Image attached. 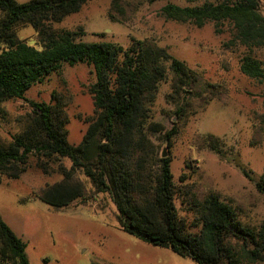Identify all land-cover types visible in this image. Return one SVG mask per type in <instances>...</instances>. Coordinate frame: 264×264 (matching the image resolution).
<instances>
[{"label":"trees","instance_id":"obj_1","mask_svg":"<svg viewBox=\"0 0 264 264\" xmlns=\"http://www.w3.org/2000/svg\"><path fill=\"white\" fill-rule=\"evenodd\" d=\"M87 1L0 0V113L3 102L24 99L32 86L59 72L64 64H86L95 75L93 114L85 121L81 141L68 142V117L59 101H32L34 110L24 130L12 136L7 145L0 144V172L14 180L25 172L32 155L50 160L67 158L70 167L59 165L56 171L61 178L36 194L55 210L86 198L78 176L83 174L94 192L109 196L118 228L147 244L168 248L196 264L263 260L264 219L253 231L214 194L201 200L193 196L186 203L194 214L192 223L200 226L196 232L190 230L191 224L178 215L174 204L175 194L181 193L173 180L169 150L161 151L151 139L152 134H159L168 149L172 146L185 108L192 105L195 96L205 99L198 88L199 73L148 39H131L124 47L113 42L76 40L73 31L53 27ZM115 3L113 0L111 8ZM262 6L264 0H216L194 6L166 3L161 12L169 19L192 22L197 27L208 21L228 22L235 32L230 42L246 48L240 71L264 81V63L251 54L253 48L264 45ZM108 16L114 19L112 11ZM19 25L32 27L38 46L17 36ZM168 74L169 97L183 99L174 110L177 121L165 129L151 120L150 109L159 84ZM206 88L211 94L208 100L217 89L211 84ZM211 88L215 90L211 92ZM242 172L249 178L243 168ZM255 186L264 196V170ZM181 195L183 203L187 193ZM0 264H29L25 244L1 218Z\"/></svg>","mask_w":264,"mask_h":264},{"label":"rangeland","instance_id":"obj_2","mask_svg":"<svg viewBox=\"0 0 264 264\" xmlns=\"http://www.w3.org/2000/svg\"><path fill=\"white\" fill-rule=\"evenodd\" d=\"M112 1L89 0L53 27L73 31L76 40L113 42L124 47L130 45L131 39H148L197 71L198 88L205 99L194 95L192 105L185 108V116L178 122L172 146L168 149L159 134L151 135L161 151L169 150L174 183L181 194L187 193L183 203V195L175 194L178 215L191 224V231H198L200 226L192 223L194 214L186 203L193 196L201 200L214 194L235 210L244 226L258 230L264 219V196L255 186L264 170V81L240 71V58L246 48L239 42H230L235 32L228 22L208 21L197 27L192 22L169 19L161 12L166 3L194 6L216 0H116L111 8ZM261 12L264 15V6ZM16 33L38 46L31 26L19 25ZM251 54L264 63V45L253 48ZM94 83L90 66L64 64L59 72L32 86L24 99L3 102L0 144L7 145L12 136L24 130L34 110L32 101H59L68 117L67 140L78 144L87 126L85 121L93 114ZM170 83L168 74L159 84L150 109L151 120L165 129L177 121L174 110L183 99L169 97ZM208 84L215 85L217 92L207 100L211 96ZM59 165L69 168L71 162L67 158L50 160L32 155L18 179H7L0 172V218L25 244L29 264H132L122 262L119 256L136 243L146 245L152 252L133 264H196L168 248L144 243L120 230L109 196L94 192L83 174L78 176L86 189L85 199L55 210L36 198L41 188L61 178L56 172ZM43 168L48 169L47 173ZM242 264H264V258L252 262L245 258Z\"/></svg>","mask_w":264,"mask_h":264},{"label":"crops","instance_id":"obj_3","mask_svg":"<svg viewBox=\"0 0 264 264\" xmlns=\"http://www.w3.org/2000/svg\"><path fill=\"white\" fill-rule=\"evenodd\" d=\"M147 252H152V250L148 251V247L146 245L139 246V243H136L132 248L121 252L119 258L122 262H130L133 264L134 260H138L142 256L147 255Z\"/></svg>","mask_w":264,"mask_h":264}]
</instances>
